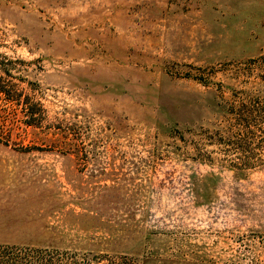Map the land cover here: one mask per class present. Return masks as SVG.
Masks as SVG:
<instances>
[{"label": "rangeland", "instance_id": "374dc122", "mask_svg": "<svg viewBox=\"0 0 264 264\" xmlns=\"http://www.w3.org/2000/svg\"><path fill=\"white\" fill-rule=\"evenodd\" d=\"M0 88V264H264V0H0Z\"/></svg>", "mask_w": 264, "mask_h": 264}, {"label": "trees", "instance_id": "16d2710c", "mask_svg": "<svg viewBox=\"0 0 264 264\" xmlns=\"http://www.w3.org/2000/svg\"><path fill=\"white\" fill-rule=\"evenodd\" d=\"M2 92L4 93L5 91H4V89H1V88H0V93H2ZM27 108H28V109H27V110H28V111H27V114H28L27 116H28V117H27V119H25V121H26V122H30V121H28V120H29L30 117L32 118V113H31L32 111H31V109H29V107H27ZM39 259H40V258H35V260L30 261L31 263H29V264H44V262L41 261V260H39Z\"/></svg>", "mask_w": 264, "mask_h": 264}]
</instances>
